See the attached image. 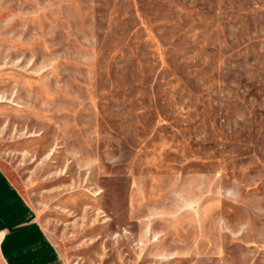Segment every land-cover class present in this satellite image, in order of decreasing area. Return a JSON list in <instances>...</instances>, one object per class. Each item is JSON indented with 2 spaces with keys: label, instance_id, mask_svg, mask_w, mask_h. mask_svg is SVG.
I'll return each instance as SVG.
<instances>
[{
  "label": "rangeland",
  "instance_id": "rangeland-1",
  "mask_svg": "<svg viewBox=\"0 0 264 264\" xmlns=\"http://www.w3.org/2000/svg\"><path fill=\"white\" fill-rule=\"evenodd\" d=\"M0 170L65 264H264V0H0Z\"/></svg>",
  "mask_w": 264,
  "mask_h": 264
},
{
  "label": "crops",
  "instance_id": "crops-1",
  "mask_svg": "<svg viewBox=\"0 0 264 264\" xmlns=\"http://www.w3.org/2000/svg\"><path fill=\"white\" fill-rule=\"evenodd\" d=\"M14 201L22 202L19 192L0 170V253L5 264H65L31 209L10 208Z\"/></svg>",
  "mask_w": 264,
  "mask_h": 264
}]
</instances>
